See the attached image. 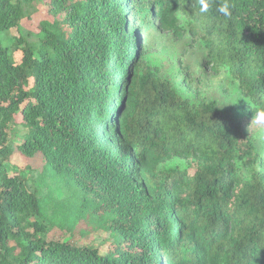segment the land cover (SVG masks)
I'll return each mask as SVG.
<instances>
[{"label":"trees","instance_id":"1","mask_svg":"<svg viewBox=\"0 0 264 264\" xmlns=\"http://www.w3.org/2000/svg\"><path fill=\"white\" fill-rule=\"evenodd\" d=\"M221 2L0 0V264H264V145L244 124L264 107V0L230 18ZM38 5L36 41L6 44ZM159 33L189 39L234 102H195L180 88L202 70L149 62ZM82 227L103 247L73 243Z\"/></svg>","mask_w":264,"mask_h":264},{"label":"rangeland","instance_id":"2","mask_svg":"<svg viewBox=\"0 0 264 264\" xmlns=\"http://www.w3.org/2000/svg\"><path fill=\"white\" fill-rule=\"evenodd\" d=\"M42 20L51 21L52 18L47 14L44 6L38 5L37 10L33 12L32 17L25 19L21 23L18 31L15 29L10 30L6 34H2L1 38L6 44H11L13 37L22 33L28 41L35 42L36 38L34 36H28L26 32H30V34L37 32V27ZM144 40L142 39V41ZM149 42L151 43L149 62L159 64L163 72L174 73L179 70L183 72L192 70L193 73H196V71L202 70L200 80L197 82H188L186 88H180L183 93L185 92L189 95L190 99L195 102L205 99L214 100L223 106H228L234 102L237 93L234 92V87L228 83L230 80L225 76L215 75L211 69V64L208 61L200 60L197 48L186 44L189 42V39L181 41L172 37L170 34L159 33L150 37ZM16 121L17 124L9 129L8 137L10 141L20 143L23 132L18 125L20 122V117L18 115L16 116ZM250 121L251 119H244L245 130L249 133L251 138L261 141L264 145V126L250 124ZM25 165V161L20 156H15L7 168L9 171L15 172L17 169H23ZM46 230V238L48 240H55L62 236H66L65 232L60 231L57 228L47 226ZM106 238L107 237L101 232H90L89 229L82 227L76 230V233L71 237V240L78 245L94 243L102 246V242Z\"/></svg>","mask_w":264,"mask_h":264},{"label":"clouds","instance_id":"3","mask_svg":"<svg viewBox=\"0 0 264 264\" xmlns=\"http://www.w3.org/2000/svg\"><path fill=\"white\" fill-rule=\"evenodd\" d=\"M197 3L201 14L208 13L211 0H197ZM233 7L234 4L232 0H222V2L216 7V11L223 17L230 18L232 16ZM250 124L264 126V107H258L253 111Z\"/></svg>","mask_w":264,"mask_h":264}]
</instances>
